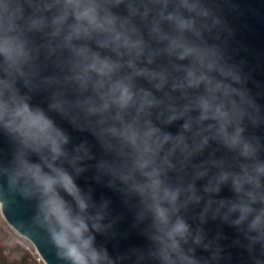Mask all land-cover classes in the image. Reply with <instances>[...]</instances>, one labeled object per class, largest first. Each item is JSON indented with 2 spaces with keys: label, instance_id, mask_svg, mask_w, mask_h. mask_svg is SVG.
<instances>
[{
  "label": "clouds",
  "instance_id": "obj_1",
  "mask_svg": "<svg viewBox=\"0 0 264 264\" xmlns=\"http://www.w3.org/2000/svg\"><path fill=\"white\" fill-rule=\"evenodd\" d=\"M251 4L0 0V216L42 264H264Z\"/></svg>",
  "mask_w": 264,
  "mask_h": 264
},
{
  "label": "water",
  "instance_id": "obj_2",
  "mask_svg": "<svg viewBox=\"0 0 264 264\" xmlns=\"http://www.w3.org/2000/svg\"><path fill=\"white\" fill-rule=\"evenodd\" d=\"M251 7L258 10L256 14L248 13L240 22L241 30L238 33L237 39L248 46L252 51V55L249 57L250 67L253 69V75L256 79L264 81V0H252ZM244 53H242L243 55ZM71 131V129H70ZM73 135L78 138H83L87 134H81L73 132ZM0 149L7 152L8 145L2 138H0ZM83 182V181H82ZM97 196L104 195L111 197L113 200V206L120 210L119 197L111 190L102 185H96ZM224 195H228L227 189H225ZM32 213L31 205L25 202H20L14 205H6L3 209L2 218L12 228L13 224L26 225ZM131 217L128 220L130 222ZM121 227H127V223L122 224ZM225 231L231 230L225 226ZM36 242L39 245L42 255L48 261V264H59L54 250L47 244L46 240L42 236L36 237ZM129 242L139 243L140 238L133 236Z\"/></svg>",
  "mask_w": 264,
  "mask_h": 264
},
{
  "label": "rangeland",
  "instance_id": "obj_3",
  "mask_svg": "<svg viewBox=\"0 0 264 264\" xmlns=\"http://www.w3.org/2000/svg\"><path fill=\"white\" fill-rule=\"evenodd\" d=\"M0 228L4 230V234L7 236L8 247L11 250H16L15 254H11L7 252L6 258L8 263H11L20 257L27 258L31 260V262L35 261L37 264H42L41 260H39L38 255L33 247V245L23 236L18 235L15 231H13L2 219L0 216ZM28 253V256H27ZM10 255V256H8ZM13 258V259H11Z\"/></svg>",
  "mask_w": 264,
  "mask_h": 264
},
{
  "label": "trees",
  "instance_id": "obj_4",
  "mask_svg": "<svg viewBox=\"0 0 264 264\" xmlns=\"http://www.w3.org/2000/svg\"><path fill=\"white\" fill-rule=\"evenodd\" d=\"M7 252L11 254H15L16 250L9 249L8 243H7V236L4 234V230L0 228V264H37L35 261L31 262V260L24 258V257L18 258L16 260L17 263H15L14 261H12L11 263H8L7 259H5ZM27 256H28V253H27Z\"/></svg>",
  "mask_w": 264,
  "mask_h": 264
}]
</instances>
